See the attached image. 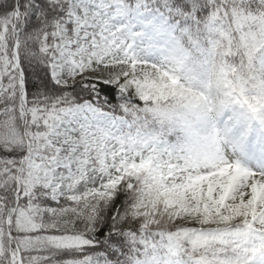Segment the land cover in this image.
I'll return each mask as SVG.
<instances>
[{
    "label": "snow or ice",
    "instance_id": "snow-or-ice-1",
    "mask_svg": "<svg viewBox=\"0 0 264 264\" xmlns=\"http://www.w3.org/2000/svg\"><path fill=\"white\" fill-rule=\"evenodd\" d=\"M0 264H264V0H0Z\"/></svg>",
    "mask_w": 264,
    "mask_h": 264
},
{
    "label": "trees",
    "instance_id": "trees-1",
    "mask_svg": "<svg viewBox=\"0 0 264 264\" xmlns=\"http://www.w3.org/2000/svg\"><path fill=\"white\" fill-rule=\"evenodd\" d=\"M106 93L110 96H116V90L115 89H106ZM118 98V97H117ZM123 197H121L120 201H118V204L119 203H122L123 202ZM108 225L107 224H102L101 225V231L98 235V239L103 241V239L105 238V236L107 235V232H108Z\"/></svg>",
    "mask_w": 264,
    "mask_h": 264
}]
</instances>
